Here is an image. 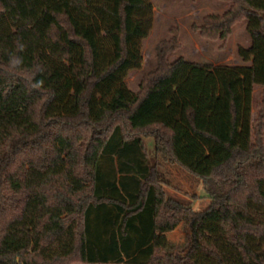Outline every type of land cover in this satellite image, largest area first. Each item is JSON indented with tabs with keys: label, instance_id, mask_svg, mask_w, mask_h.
I'll return each mask as SVG.
<instances>
[{
	"label": "trees",
	"instance_id": "1",
	"mask_svg": "<svg viewBox=\"0 0 264 264\" xmlns=\"http://www.w3.org/2000/svg\"><path fill=\"white\" fill-rule=\"evenodd\" d=\"M221 1L192 30L224 47L246 22L244 64L171 62L174 28L133 92L151 0H0V98L34 102L29 132L0 126V264H264V0ZM175 172L210 207L170 197Z\"/></svg>",
	"mask_w": 264,
	"mask_h": 264
},
{
	"label": "rangeland",
	"instance_id": "2",
	"mask_svg": "<svg viewBox=\"0 0 264 264\" xmlns=\"http://www.w3.org/2000/svg\"><path fill=\"white\" fill-rule=\"evenodd\" d=\"M154 6V24L150 36L143 42V68L131 73L126 82L128 87L137 92L142 78L156 68L157 44L172 37L174 28L179 29L180 49L168 58L171 62L184 58L213 66H239L244 63L238 56L239 48L248 49L251 38L246 31V22L235 26L232 36L223 47L221 41H209L193 32V25H201L208 15H222L230 4L221 0H151ZM34 102L27 100L22 91L14 93L9 100L0 98V126L19 132H29L32 128L30 111ZM260 108L264 113V87L257 86L253 94V119L256 120ZM146 148L151 157L154 154L153 138L145 139ZM167 194L177 201L190 205L195 211H203L210 207L211 200L206 196L199 179L189 175L176 173L167 178ZM183 238L181 230L169 234V239L179 243Z\"/></svg>",
	"mask_w": 264,
	"mask_h": 264
},
{
	"label": "clouds",
	"instance_id": "3",
	"mask_svg": "<svg viewBox=\"0 0 264 264\" xmlns=\"http://www.w3.org/2000/svg\"><path fill=\"white\" fill-rule=\"evenodd\" d=\"M25 49V45L17 41V53L23 52ZM9 67L11 69H17L23 65V57L18 54H11L9 56ZM43 86L42 80H35L34 82H30V87L32 89H39Z\"/></svg>",
	"mask_w": 264,
	"mask_h": 264
},
{
	"label": "crops",
	"instance_id": "4",
	"mask_svg": "<svg viewBox=\"0 0 264 264\" xmlns=\"http://www.w3.org/2000/svg\"><path fill=\"white\" fill-rule=\"evenodd\" d=\"M198 211V210H197Z\"/></svg>",
	"mask_w": 264,
	"mask_h": 264
}]
</instances>
